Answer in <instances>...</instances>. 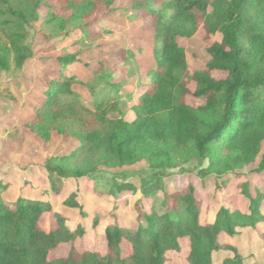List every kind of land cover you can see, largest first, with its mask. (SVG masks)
<instances>
[{"label": "trees", "instance_id": "obj_1", "mask_svg": "<svg viewBox=\"0 0 264 264\" xmlns=\"http://www.w3.org/2000/svg\"><path fill=\"white\" fill-rule=\"evenodd\" d=\"M55 2L57 7L50 4ZM133 11L149 23L156 62L151 83L133 100V119L102 100L93 109L84 108L72 91L74 77H64V67L74 58L59 57L58 78L49 83L45 100L34 108L27 127L43 142L53 133L77 140L69 154L51 157L45 170L54 192L62 179H90L98 183L99 168L122 169L147 165L141 186L147 198L163 194V213L137 207L136 225L123 229L110 223L104 232L106 252H80L75 247L82 228L71 232L65 218L52 205L19 198L8 203L0 181V264H165L166 253L179 252L187 240L188 264H212V253L228 249L234 259L223 264H242L234 247L220 244L219 237H233L236 227H255L264 221L258 199L249 191L250 215L221 208L213 224L202 212L195 188L166 193L164 179L171 171L195 163L202 177L223 179L254 163L264 142V0H133ZM114 0H0V73L12 66L20 70L33 55L24 43L33 24L41 23L44 40L55 39L69 25L81 24L87 33L99 22L102 10L112 11ZM44 17L41 20L40 9ZM113 12V11H112ZM101 21V20H100ZM202 29L206 38L219 36L206 49L204 67L189 78L185 53L177 40L192 38ZM48 33V34H46ZM213 73H223L214 79ZM190 83L194 85L193 91ZM203 99L191 107L186 98ZM62 97H68L63 100ZM207 161L208 166L202 168ZM264 172V154L256 174ZM131 175V174H130ZM127 173L113 181L118 195L134 191ZM241 177V176H240ZM124 179V180H123ZM247 187V182L242 183ZM68 207L77 204L68 201ZM51 214L56 226L44 231L42 218ZM66 256L50 259L60 245H69Z\"/></svg>", "mask_w": 264, "mask_h": 264}, {"label": "rangeland", "instance_id": "obj_2", "mask_svg": "<svg viewBox=\"0 0 264 264\" xmlns=\"http://www.w3.org/2000/svg\"><path fill=\"white\" fill-rule=\"evenodd\" d=\"M132 1L114 0L113 12L103 13L101 9L97 16L101 21L89 33L81 28V24H74L69 25L59 37L44 40L40 32L45 28L39 22L33 24L24 43L30 47L33 57L20 70L12 66L8 72L0 73V181L6 188L4 198L8 203L25 197L52 205L53 212L65 218L69 231L74 232L79 227L84 230L83 237L75 242L80 252L88 250L104 254L107 225L118 223L123 229L136 225L138 206L146 213L153 207L155 213L161 215L164 211L161 207L163 194L156 191L147 198L142 194L141 186L148 170L143 162L122 169L100 167L96 175L100 177L98 183L88 178L62 179L57 186L59 191L54 192L45 164L51 157L69 154L77 145V140L53 133L46 143L27 125L33 121L34 108L45 100L49 83L58 78L61 67L57 63L59 57L74 58V63L64 67L63 76L74 77L72 91L82 107L93 109L102 100H107L110 107L116 109L111 115L120 117L121 111L124 119H133L129 97L131 95L135 100L147 89L144 84L153 81L151 74L156 62L152 56L154 41L149 33V23L143 22L139 14L133 11ZM50 4L57 7L54 1ZM43 10L40 9L41 20ZM217 41L219 36L206 38L202 29L192 38L177 40L187 60L185 78L204 67L209 60L206 49ZM224 77L223 73H213L216 80ZM189 85L193 91L194 85ZM186 102L195 108L204 100L188 96ZM263 154L264 142L256 161L237 171L238 177L233 174L223 179L212 175L202 177L198 174L199 169H195V163L188 164L171 171V175L164 179V190L172 193L191 184L202 201V212L211 217V222L223 207L230 212L249 216L251 210L244 190L258 199V206L264 212V172L255 173ZM207 166L208 162L205 161L202 168ZM124 173L129 175L126 182L135 190L111 194L114 191L113 181H122L119 177ZM243 182H247V187ZM68 201L77 206H66L64 203ZM257 224V227L238 230L241 233L234 243L239 249L238 257L242 264H264V235H259L264 231V221ZM55 226L51 214L45 215L40 222L44 231ZM69 248L70 244L60 245L50 259L66 256ZM188 253L189 244L183 240L179 252L166 253L165 264H188ZM233 254H228L231 257L228 259H234ZM225 259L223 255H215L214 264H222Z\"/></svg>", "mask_w": 264, "mask_h": 264}, {"label": "crops", "instance_id": "obj_3", "mask_svg": "<svg viewBox=\"0 0 264 264\" xmlns=\"http://www.w3.org/2000/svg\"><path fill=\"white\" fill-rule=\"evenodd\" d=\"M25 198V197H24ZM259 210H260V208H259ZM260 212H261V214L262 215H264V212L262 211V210H260ZM214 218H215V216H214ZM213 218V220H215ZM208 222L210 223V224H213L214 223V221H212L211 222V217L209 218L208 217ZM259 224H257V226H258ZM256 226V227H257ZM238 230H243L242 229V227L240 228V227H236V234H235V236H233V237H228V236H226V235H221L220 237H219V242H220V244H224V245H228V246H230V247H234L236 250H237V252H238V248L236 247V244L234 243V241L240 236V233L241 232H239ZM259 233V232H258ZM259 235H264V231H262V232H260L259 233ZM240 252V251H239ZM230 253H233L232 251H230V250H228V249H221V250H219V251H217V252H213L212 253V264H214V256L215 255H223L224 256V258H226V259H228V258H231L228 254H230ZM240 254L242 255V253L240 252ZM234 255V254H233ZM225 259V260H226ZM224 260V261H225ZM223 261V262H224ZM223 264V263H222Z\"/></svg>", "mask_w": 264, "mask_h": 264}]
</instances>
